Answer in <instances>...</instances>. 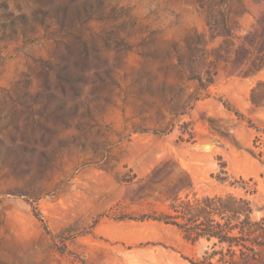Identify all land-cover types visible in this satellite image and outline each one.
<instances>
[{
  "label": "rangeland",
  "instance_id": "1",
  "mask_svg": "<svg viewBox=\"0 0 264 264\" xmlns=\"http://www.w3.org/2000/svg\"><path fill=\"white\" fill-rule=\"evenodd\" d=\"M226 194L264 218V0H0V264L198 263L155 218Z\"/></svg>",
  "mask_w": 264,
  "mask_h": 264
},
{
  "label": "trees",
  "instance_id": "2",
  "mask_svg": "<svg viewBox=\"0 0 264 264\" xmlns=\"http://www.w3.org/2000/svg\"><path fill=\"white\" fill-rule=\"evenodd\" d=\"M261 102L256 99L254 89L252 103L260 105ZM246 192L252 194L255 191ZM169 210L155 220L174 226L188 241L213 240L212 248L220 247L218 251H206L202 261L193 264H212L215 256H219L221 263L231 264L233 257L239 256L242 264H264L260 250L264 248V218L253 220L252 203L248 199L232 194L193 201L174 198Z\"/></svg>",
  "mask_w": 264,
  "mask_h": 264
}]
</instances>
